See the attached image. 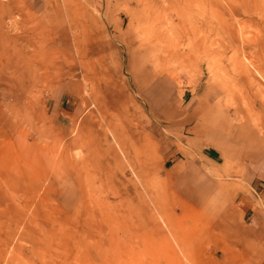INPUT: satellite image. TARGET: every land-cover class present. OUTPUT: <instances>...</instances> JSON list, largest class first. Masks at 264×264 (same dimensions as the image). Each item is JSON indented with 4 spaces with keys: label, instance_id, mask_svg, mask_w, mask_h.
I'll return each instance as SVG.
<instances>
[{
    "label": "rangeland",
    "instance_id": "1",
    "mask_svg": "<svg viewBox=\"0 0 264 264\" xmlns=\"http://www.w3.org/2000/svg\"><path fill=\"white\" fill-rule=\"evenodd\" d=\"M214 1L0 0V264H264L226 166L202 206L171 187L186 89L264 124V0Z\"/></svg>",
    "mask_w": 264,
    "mask_h": 264
},
{
    "label": "crops",
    "instance_id": "2",
    "mask_svg": "<svg viewBox=\"0 0 264 264\" xmlns=\"http://www.w3.org/2000/svg\"><path fill=\"white\" fill-rule=\"evenodd\" d=\"M158 82L166 92L165 97H170L168 104L175 94L167 84ZM186 92L187 99L176 110L180 112L183 127L187 131H196L194 135H186L190 138L186 143L195 158L188 159L186 155L177 160L171 187L185 203L202 206L218 191L220 180L205 169L201 156L214 166H222V169L226 166L227 174L224 176L243 188L239 201L250 231L261 233L264 226V132H261L264 124L261 121L257 126L246 119L234 129L237 131L227 132L220 125L225 113L217 112L213 107L220 99L217 89L206 88L202 83L186 89ZM257 109L264 115L263 108ZM242 112L240 109L237 113ZM243 138L251 140V144Z\"/></svg>",
    "mask_w": 264,
    "mask_h": 264
},
{
    "label": "bare ground",
    "instance_id": "3",
    "mask_svg": "<svg viewBox=\"0 0 264 264\" xmlns=\"http://www.w3.org/2000/svg\"><path fill=\"white\" fill-rule=\"evenodd\" d=\"M186 2L188 1V0H185ZM222 1V0H221ZM234 6H236V3H240V0H238L236 3H235V1L234 0H229ZM262 1V0H261ZM184 2V1H183ZM193 2V1H192ZM205 2H207V1H205ZM210 2V1H209ZM213 2H215L214 0H213ZM223 2V1H222ZM253 2H254V0H253ZM185 3V2H184ZM198 3V2H197ZM216 3V2H215ZM194 4V3H193ZM204 4V3H203ZM255 4V3H254ZM257 4H259V3H257ZM204 6H205V4H204ZM218 6V5H217ZM252 6V3H251V1H247V0H243V3L241 4V12H245V13H247L248 11H250V10H252V9H250V8H253L254 7V5H253V7H251ZM261 6V5H260ZM206 7V6H205ZM204 7V8H205ZM210 7V6H209ZM186 8V7H185ZM261 8V7H260ZM184 9V8H183ZM178 10H179V8H178ZM180 10H182V8L180 9ZM179 10V11H180ZM211 10H212V8H211ZM219 10V9H218ZM254 10H256L255 8H254ZM262 10H263V8H262ZM258 11V10H257ZM215 12H217V10L215 11ZM259 12V11H258ZM224 18V17H223ZM228 23V24H227ZM229 24H230V26H229ZM221 25H222V28H224V30L225 31H227V30H229V31H233V28H232V23L231 22H228V20H227V18L225 19H222L221 20ZM179 28V27H178ZM188 29V28H187ZM34 30V29H33ZM183 30H185V28H183ZM191 31H193L194 32V28H193V30L192 29H190ZM236 31V30H235ZM183 32V31H182ZM192 32V33H193ZM236 32H238V31H236ZM237 34V33H236ZM239 34V33H238ZM25 36V35H24ZM194 36H196V34H194ZM199 36V35H198ZM197 36V37H198ZM229 36V35H228ZM241 36H243V35H241ZM30 37V36H29ZM29 37H27V38H29ZM38 37V36H37ZM172 37H175V36H172ZM218 37V36H217ZM190 38V37H189ZM193 38V37H192ZM196 38V37H195ZM194 38V39H195ZM201 38V37H200ZM229 38V37H228ZM246 38V37H245ZM30 39V38H29ZM176 39H177V37H176ZM230 39V38H229ZM190 40V39H189ZM193 40V39H192ZM37 41V40H36ZM178 41V40H177ZM194 41H196V40H194ZM200 41V40H199ZM231 41V40H230ZM235 41V40H234ZM39 42H40V40H39ZM190 42H191V40H190ZM248 42V41H247ZM42 43V42H41ZM189 43V42H188ZM242 43V42H241ZM35 44H36V42H35ZM48 44H50V43H48ZM145 44H146V42H145ZM244 44H246V43H244ZM243 44V45H244ZM38 45V44H37ZM40 45V44H39ZM38 45V46H39ZM51 45V44H50ZM40 47H44V46H41L40 45ZM40 47H38L39 49H40ZM53 47V46H52ZM243 47H245V46H243ZM49 49V48H48ZM175 49V48H174ZM166 51V50H165ZM245 51H247V50H245ZM159 52V51H158ZM160 53H162V52H160ZM180 53H182V52H180ZM164 54V53H163ZM170 55H176V52H174V53H169ZM150 53H149V55L147 56V58L149 57L150 58ZM170 55H165V59H167L168 58V56H170ZM245 55V54H244ZM44 57H49V55H45ZM153 57V56H152ZM171 57V56H170ZM176 57V56H175ZM174 57V58H175ZM171 59V58H170ZM157 60V59H156ZM159 60V59H158ZM50 61V60H49ZM169 61V60H168ZM165 62V61H164ZM158 63V62H157ZM39 68L41 69V66H39ZM261 93H262V91H260ZM264 92V91H263ZM230 132V131H229ZM141 178V177H140Z\"/></svg>",
    "mask_w": 264,
    "mask_h": 264
}]
</instances>
